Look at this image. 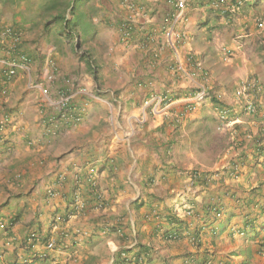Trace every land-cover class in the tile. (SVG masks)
Segmentation results:
<instances>
[{
	"label": "crops",
	"instance_id": "crops-1",
	"mask_svg": "<svg viewBox=\"0 0 264 264\" xmlns=\"http://www.w3.org/2000/svg\"><path fill=\"white\" fill-rule=\"evenodd\" d=\"M174 1L94 0L91 17L88 0H0V79L5 63L29 58L0 80V264H122V252L143 264H264V0H188L180 11ZM71 9L96 37L89 58L80 26L55 18ZM246 82L256 86L237 95ZM201 87L212 97L186 114V96ZM61 95L82 108L80 122L57 114ZM207 123L227 146L197 170L189 134ZM75 193L85 209L70 214Z\"/></svg>",
	"mask_w": 264,
	"mask_h": 264
},
{
	"label": "built area",
	"instance_id": "built-area-1",
	"mask_svg": "<svg viewBox=\"0 0 264 264\" xmlns=\"http://www.w3.org/2000/svg\"><path fill=\"white\" fill-rule=\"evenodd\" d=\"M188 0H175L174 1V6L176 9H178V11H180L182 8L185 7L186 3ZM240 2H236V4H239ZM257 27L259 29L263 28V22L262 21H258L257 22ZM120 29H121V33L123 36V39L125 41H127L130 38L131 35V30H130V26L126 23H122L120 25ZM2 37L4 38H11L13 43L16 44L17 41H19L20 36L16 33H14L10 28H3L2 32H1ZM180 37V36H178ZM260 47L261 49L264 51V37L260 39ZM13 50H16V48L13 46L12 47ZM188 61L192 60V56H188ZM29 63V58L26 57L23 54H18L17 57L15 59L10 60L8 63H5V66L2 70L3 72V77L2 81H9L10 79H12V77H14L17 68L21 67L23 68L25 65H27ZM47 66L46 69L43 72V79L50 82L52 81L53 78V74H54V62L51 59L47 60ZM197 66L200 67L201 64L199 62H197ZM173 69L175 71H179V72H183L185 73L186 69L184 67V63L183 62H177L174 66ZM203 74H205L203 72ZM256 86V84L254 82H246L244 84H242L240 86V88L236 91L237 95H244V93L248 90L249 87H254ZM207 96V90L205 87H201L199 89H197L196 91H194L192 94L187 95V103H186V107H185V112L186 113H190V112H194L195 109L197 108V106L206 98ZM57 114H59V116L65 120V121H71L74 123H78L80 122L81 118H82V108H76L72 105L69 104L68 102V98L64 95H61V97L58 99L57 101ZM244 110L246 113H254L256 111V108L254 106V104L252 102H247L244 106ZM219 117L221 119L226 118L225 116V112H219ZM261 117L262 120L264 122V109L261 112ZM56 115H53L49 118V122H50V127L52 129H56L57 127V120L55 118ZM2 129V127L0 128V130ZM1 139V138H0ZM95 168L93 167H89L87 170V174H86V181L89 184V186H91L92 188L95 187L96 185V180H95ZM231 176L235 177L236 176V168L234 169L233 172H231ZM192 180H194V178L197 179V177H199V173L196 172V174H191ZM201 179H204V181H208L210 180V177L207 176H203L201 177ZM48 194L52 195L53 192L51 190H48ZM71 208L72 211L70 214H75L77 212H80L82 210L85 209V202L80 198V196L75 193L72 203H71ZM63 222V217L59 216V215H55L53 217V223H52V228L54 230L59 229V225ZM56 248V242L53 239H50L46 242L45 244V249L47 251H52ZM38 257H43V254L41 253ZM121 257L123 258V260L125 261V264H143V261L135 256H129L126 252H122L121 253ZM198 264H212L211 260H205L203 262H199Z\"/></svg>",
	"mask_w": 264,
	"mask_h": 264
},
{
	"label": "rangeland",
	"instance_id": "rangeland-1",
	"mask_svg": "<svg viewBox=\"0 0 264 264\" xmlns=\"http://www.w3.org/2000/svg\"><path fill=\"white\" fill-rule=\"evenodd\" d=\"M62 2H64V1H62ZM62 2H61V4H62ZM92 2H94V0H88V3L85 4V8H86V10L89 11V13L94 11V9L91 10V8L89 6ZM78 11L79 10L76 11V14L79 15L80 13ZM93 14L94 13L90 14L91 17L93 16ZM63 17H65V19H67V20H70L71 14L68 12V14L66 16H63ZM80 17H81V22H82V25L80 26V28L82 29V32H83V14L82 13L80 14ZM84 19H85V17H84ZM87 22H88V20L85 19V27L86 28L89 27L87 25ZM59 23L62 26V23L60 21H59ZM61 28L63 29V26ZM70 29L71 28H68L67 30H70ZM74 34H78V33L76 31H74L73 34L71 33V35H74ZM79 38H80L81 43H83V49H82L83 50V56L89 58L92 56L91 53H96L95 49L93 47V46H96L95 44L97 42V41H95V39H96L95 36L88 35V34L85 35L83 33V35H80ZM73 43H74V39L71 37V44H73ZM76 45L78 46L77 40H76ZM211 97L212 96L210 94L209 95L207 94L206 98L199 105L201 106L204 102L206 103V100L208 101V99H210ZM186 98H187V96H186ZM185 107H186V105H185ZM202 110H204L203 107H201L200 111H202ZM195 111H196V109H195ZM191 113H193V111L190 113L188 112L186 114H191ZM204 114L206 116H208L209 118H210V116L213 115L212 113L208 115V112L206 110H205ZM212 120L214 121V123L217 122V119H212ZM216 126H217L216 124L207 123L204 127H201L200 125H196V124L195 125L192 124V128L190 127L192 135L189 134V136H190L189 137V139H190L189 143L192 146L193 152H195L197 155V160L193 159L194 158L193 154H192L193 158L190 157L189 160L192 161L191 163H194V165H197V166H195V167H197V170L204 169V167H205V166H203L204 164H209L213 161H216L218 158H220L223 154V151L225 150V148L227 146V143L225 142L226 137H224V134L219 129H217ZM196 161H198L197 164H195ZM121 262H122V264H125L124 260H122Z\"/></svg>",
	"mask_w": 264,
	"mask_h": 264
},
{
	"label": "trees",
	"instance_id": "trees-1",
	"mask_svg": "<svg viewBox=\"0 0 264 264\" xmlns=\"http://www.w3.org/2000/svg\"><path fill=\"white\" fill-rule=\"evenodd\" d=\"M74 2L76 1V0H73ZM63 5H64V10H65V8H67V7H69V5H70V3L69 2H64L63 3ZM78 9H75V10H73V9H71L70 10V14H72L73 13V19L70 21V20H66L63 16H56L55 18H57V19H61V23H62V25H63V28L66 30V29H68V28H73V27H75V26H77V25H79V26H81L82 25V22H81V17H80V14L78 15V14H76V13H74L75 11H77ZM83 32H84V34L86 35L87 33H88V31H87V28L83 25ZM74 46L76 47L77 45H76V43H75V41H74ZM78 47V46H77ZM79 48V47H78ZM212 100H213V103L215 102V103H217L216 102V100H214L213 98H212ZM198 173V172H197ZM191 174L193 175V174H196V171H192L191 172ZM201 177H202V175L201 174H199V177H197V179L196 178H194V180H199L201 183H206L205 181H204V179H201ZM179 237V231H175L174 233H171V234H167L166 235V238L167 239H170V240H173V239H177ZM194 239L196 238L195 236L193 237ZM130 249H127V251H129ZM205 261V260H204ZM203 262V261H202Z\"/></svg>",
	"mask_w": 264,
	"mask_h": 264
}]
</instances>
